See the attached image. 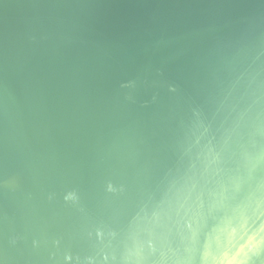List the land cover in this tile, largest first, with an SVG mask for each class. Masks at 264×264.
<instances>
[{
	"label": "water",
	"instance_id": "water-1",
	"mask_svg": "<svg viewBox=\"0 0 264 264\" xmlns=\"http://www.w3.org/2000/svg\"><path fill=\"white\" fill-rule=\"evenodd\" d=\"M0 264H264V0H0Z\"/></svg>",
	"mask_w": 264,
	"mask_h": 264
}]
</instances>
